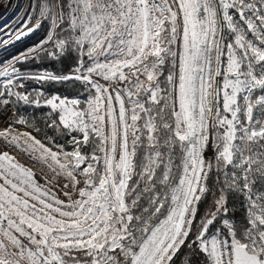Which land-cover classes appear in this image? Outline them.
Segmentation results:
<instances>
[{
    "label": "snow or ice",
    "instance_id": "1",
    "mask_svg": "<svg viewBox=\"0 0 264 264\" xmlns=\"http://www.w3.org/2000/svg\"><path fill=\"white\" fill-rule=\"evenodd\" d=\"M16 9L0 264H264V0Z\"/></svg>",
    "mask_w": 264,
    "mask_h": 264
},
{
    "label": "rangeland",
    "instance_id": "2",
    "mask_svg": "<svg viewBox=\"0 0 264 264\" xmlns=\"http://www.w3.org/2000/svg\"><path fill=\"white\" fill-rule=\"evenodd\" d=\"M18 2H22V0H0V26L13 20Z\"/></svg>",
    "mask_w": 264,
    "mask_h": 264
}]
</instances>
